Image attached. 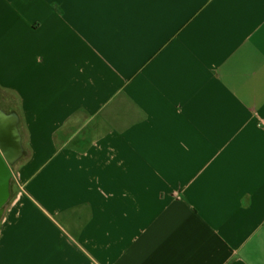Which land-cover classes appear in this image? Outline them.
Returning a JSON list of instances; mask_svg holds the SVG:
<instances>
[{"label": "crops", "instance_id": "1", "mask_svg": "<svg viewBox=\"0 0 264 264\" xmlns=\"http://www.w3.org/2000/svg\"><path fill=\"white\" fill-rule=\"evenodd\" d=\"M0 86V264H264V0H0Z\"/></svg>", "mask_w": 264, "mask_h": 264}, {"label": "water", "instance_id": "2", "mask_svg": "<svg viewBox=\"0 0 264 264\" xmlns=\"http://www.w3.org/2000/svg\"><path fill=\"white\" fill-rule=\"evenodd\" d=\"M27 139L19 98L14 91L0 86V228L22 197L15 188L16 171L32 154Z\"/></svg>", "mask_w": 264, "mask_h": 264}, {"label": "rangeland", "instance_id": "3", "mask_svg": "<svg viewBox=\"0 0 264 264\" xmlns=\"http://www.w3.org/2000/svg\"><path fill=\"white\" fill-rule=\"evenodd\" d=\"M27 162L26 163H23L21 164L16 173V191H19L21 194L23 195H26V192H28V187L26 186L27 185V179L28 177L31 175V173L35 170V167H29L28 168V171H27V175H25L26 173H24L25 171H22L23 170V167L26 166ZM27 176V177H26ZM18 184V186H17ZM22 190V192H21Z\"/></svg>", "mask_w": 264, "mask_h": 264}, {"label": "flooded vegetation", "instance_id": "4", "mask_svg": "<svg viewBox=\"0 0 264 264\" xmlns=\"http://www.w3.org/2000/svg\"><path fill=\"white\" fill-rule=\"evenodd\" d=\"M79 136V135H78ZM74 143H77V140L75 141V142H73V143H71V145H73ZM17 158H15L14 160H16ZM17 186H18V184H17ZM19 192V191H18Z\"/></svg>", "mask_w": 264, "mask_h": 264}, {"label": "built area", "instance_id": "5", "mask_svg": "<svg viewBox=\"0 0 264 264\" xmlns=\"http://www.w3.org/2000/svg\"><path fill=\"white\" fill-rule=\"evenodd\" d=\"M21 192H22V190H21Z\"/></svg>", "mask_w": 264, "mask_h": 264}]
</instances>
